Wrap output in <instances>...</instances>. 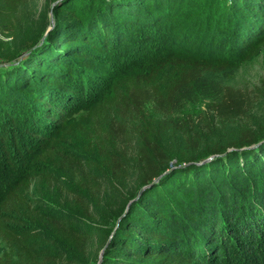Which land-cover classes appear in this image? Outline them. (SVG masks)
I'll list each match as a JSON object with an SVG mask.
<instances>
[{
  "label": "trees",
  "instance_id": "trees-1",
  "mask_svg": "<svg viewBox=\"0 0 264 264\" xmlns=\"http://www.w3.org/2000/svg\"><path fill=\"white\" fill-rule=\"evenodd\" d=\"M25 1L0 0L1 32ZM53 1L52 21L0 42V159L24 166L0 194V264H264V126L220 132L252 107L220 77L263 48L264 0ZM198 99L221 128L186 125L172 153L160 136Z\"/></svg>",
  "mask_w": 264,
  "mask_h": 264
},
{
  "label": "rangeland",
  "instance_id": "rangeland-1",
  "mask_svg": "<svg viewBox=\"0 0 264 264\" xmlns=\"http://www.w3.org/2000/svg\"><path fill=\"white\" fill-rule=\"evenodd\" d=\"M25 5L20 8L18 13H16L14 20L17 22L18 31L17 35H10L0 31V42L5 43L9 46L17 45L20 41V38L24 37L26 33L34 30L35 28L41 26L45 21H52L51 11L55 6L53 0H26ZM145 59H137L135 61L127 62L125 65H122L118 73L120 72H137L138 70L145 69ZM222 84L230 85L235 88L242 90H248L252 92V107L247 113L245 118H240L229 123V126L223 130H220L222 136H229L232 132H236L237 129L242 128H256L264 126V46L260 49L259 54L253 59L246 61L239 65L238 70L235 72H230L226 75L220 77ZM208 101L204 99H198L192 103H183L180 108L174 113L171 121L167 124L166 132H163L160 136L161 144L164 147L175 153L177 149H183L185 146V140L189 138L190 134L182 130L186 125H196L198 127L199 133H203L205 128L212 126L215 129H220L221 126L215 121L212 117L211 112L209 111ZM146 112L150 118L161 120V118L154 113L153 109H146ZM132 125L136 126L139 123V120H133ZM191 123V125H190ZM67 139V140H66ZM67 147L78 150L82 155H86L87 158L94 162H98V152L94 147L86 145V141L81 138V136L75 137H66L65 143ZM13 160L15 163L12 164V167L5 165L8 163L3 159H0V194L4 190V184L12 179L14 176L21 173L24 169L23 165H20V161H17L18 158L13 155ZM134 178L133 175H130L126 178V189L134 191ZM43 192V197L46 202L47 207H53L64 212H71L73 214H78V208L73 204L69 198H61L62 196L58 193H54V196L51 193H48L45 189H41ZM130 194V193H129ZM99 219L103 223L99 224L101 230H104L105 222L108 221L102 214L98 215ZM98 228V227H97ZM4 251V245L0 241V254ZM75 264H88V260L75 256Z\"/></svg>",
  "mask_w": 264,
  "mask_h": 264
},
{
  "label": "water",
  "instance_id": "water-1",
  "mask_svg": "<svg viewBox=\"0 0 264 264\" xmlns=\"http://www.w3.org/2000/svg\"><path fill=\"white\" fill-rule=\"evenodd\" d=\"M99 255H100V256H99V261H100V259H101V252L99 253Z\"/></svg>",
  "mask_w": 264,
  "mask_h": 264
}]
</instances>
